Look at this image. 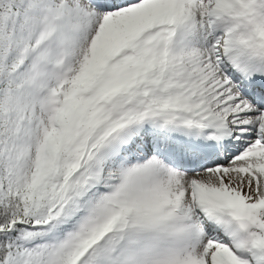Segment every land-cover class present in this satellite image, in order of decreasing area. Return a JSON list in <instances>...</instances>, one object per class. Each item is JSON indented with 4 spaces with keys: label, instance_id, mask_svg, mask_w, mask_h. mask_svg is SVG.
Here are the masks:
<instances>
[{
    "label": "snow or ice",
    "instance_id": "obj_1",
    "mask_svg": "<svg viewBox=\"0 0 264 264\" xmlns=\"http://www.w3.org/2000/svg\"><path fill=\"white\" fill-rule=\"evenodd\" d=\"M0 264H264V0H0Z\"/></svg>",
    "mask_w": 264,
    "mask_h": 264
}]
</instances>
